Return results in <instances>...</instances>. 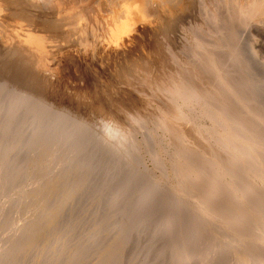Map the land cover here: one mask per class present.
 Here are the masks:
<instances>
[{
  "label": "rangeland",
  "instance_id": "374dc122",
  "mask_svg": "<svg viewBox=\"0 0 264 264\" xmlns=\"http://www.w3.org/2000/svg\"><path fill=\"white\" fill-rule=\"evenodd\" d=\"M114 1L92 3L93 31L136 6L135 28L108 50L24 44L42 67L0 63V264H264V17L225 45L201 26L227 18L225 0ZM14 8L0 12L13 42Z\"/></svg>",
  "mask_w": 264,
  "mask_h": 264
},
{
  "label": "bare ground",
  "instance_id": "6f19581e",
  "mask_svg": "<svg viewBox=\"0 0 264 264\" xmlns=\"http://www.w3.org/2000/svg\"><path fill=\"white\" fill-rule=\"evenodd\" d=\"M1 1V0H0ZM2 1H4V3H6L7 2V5L6 4H4V3H2V2H0V12H2V14L4 13V16L6 15V13H7V10L9 9H11L13 6H15V8H14V10L16 11V13H15V11H14V13H10L11 14V17H12V19H13V22L12 23H14L13 25H12V27L14 26L16 29H19L20 31H22V33H21V35H18L17 37H15V41L13 42V39L11 38L12 36H10V35H7V34H4V33H6V32H4L2 29L4 28H0V31L2 32V33H0V63H1V61H5V60H7L8 58H10V56H14V60H16V58H15V56H17L18 58L20 57L21 59L22 58H29V57H32V58H35V57H33L34 55H38V57H40V56H42V55H40L39 56V52L40 51H42V50H46V47H48V46H50V45H47L49 42H52V43H57V48L58 49H56V50H54V51H61V49H63V48H61L62 47V45L63 44H67V46L69 45V44H71V46H72V44H76V45H81L82 44V41L83 40H87L88 38L89 39H91L92 41H91V44L90 43H88V42H86V45H87V43L88 44H90L91 46H96L97 47V49L95 50V52H97V51H99L100 49H102V50H105V49H107L108 50V48L112 45L111 43L113 42V41H118L119 40V38L121 37L119 34H120V32L121 33H123L124 31L126 32V31H128V32H126V33H128V34H126V35H129V34H131V32L130 31H132L133 32V30H134V26H133V23L129 20L130 19V17H132V13H136V12H134L135 10H134V8L136 7H134V8H132V10H130V11H128L127 9L128 8H126L125 10L126 11H128L127 13H124V12H122L121 14L119 13L120 11L119 10H121V8H116L118 11H116V12H112L115 16H113V17H115L116 18V14H120L118 17H117V20L119 21V23L121 24L120 26H115V25H112V23H116V22H114V20H112L111 21V25H109L108 26V24H109V22L107 23H105V27L101 24V20L104 22L105 21V19H108V18H105L104 20L103 19H99L100 20V27H98L97 26V29H96V31H93V24H91L92 22H93V20H94V18H95V16H96V14L94 13V12H96V10H95V7H93V2H97L96 4H95V6L96 7H98V8H104V6L105 5H108V4H113L115 1L114 0H2ZM120 1V0H119ZM127 1V0H126ZM125 1V2H126ZM145 1H147V0H145ZM211 1H213V0H211ZM230 1H232V0H230ZM230 1H226L225 0V2H223V4H222V6L221 5H218L219 7H221V8H223V9H227V8H229V11H227L226 10V12L225 13H227L228 14V16H227V18H223V21L221 20V21H215V23H214V21H208V20H206L205 22H203V23H201V26H205L206 28H207V30H208V32H214L213 33V35H215V36H218V38L219 37H224L223 39H224V41H225V45L227 44L226 42H228V41H226L225 40V32L226 33H228V37H230V35H231V30H233V32L235 31V30H237V31H242V29L247 25V24H251L252 22L253 23H256V22H258L259 21V19H261L262 17H264V0H235L234 2H230ZM207 2H208V0H207ZM207 2H205V4H207ZM212 2H209V5L211 4ZM102 4H104V6H102ZM126 4V3H125ZM134 4V3H133ZM139 4H141V3H139ZM5 5V6H4ZM128 5V4H127ZM208 5V4H207ZM110 6V5H109ZM124 6V5H123ZM132 6V5H131ZM118 7V6H117ZM124 7H126V5L124 6ZM110 8V7H109ZM115 8V7H114ZM114 8H113V10H114ZM137 8V7H136ZM5 9V10H4ZM17 9V10H16ZM213 10L215 9V8H212ZM61 10H66V11H64V12H66L63 16L62 15H58V14H60V12H61ZM110 10H112L111 8H110ZM142 10V9H141ZM4 11V12H3ZM60 11V12H59ZM100 11V10H99ZM11 12V11H10ZM101 12V11H100ZM109 12V11H108ZM146 12V11H145ZM147 13V12H146ZM110 14V13H109ZM112 14V15H113ZM226 14V15H227ZM3 17V16H2ZM9 17H10V15H9ZM30 17V18H29ZM60 17H61V19H60ZM109 17V16H108ZM8 18V17H7ZM57 18H59L58 20H54V19H57ZM135 18H136V15H135ZM232 18H236V21H235V24L234 25H230L229 24V22L231 21L230 19H232ZM97 19H98V17H97ZM109 19H111V17L109 18ZM108 19V20H109ZM113 19V18H112ZM123 19V20H122ZM263 19V18H262ZM4 21V20H3ZM107 21V20H106ZM2 22V21H1ZM119 23H117V24H119ZM259 23V22H258ZM261 23V22H260ZM8 24H9V22H8ZM11 25V24H10ZM186 25V24H185ZM1 26V25H0ZM4 26V25H3ZM9 26V25H8ZM204 27V28H205ZM22 28V29H21ZM106 28H108V30L106 31L105 29ZM7 29V28H6ZM182 29V28H181ZM5 30V29H4ZM7 30H9V29H7ZM23 30H24V33H23ZM207 30L205 31V32H207ZM245 30V29H244ZM123 31V32H122ZM203 31V30H202ZM15 32V34H17V33H19V32H17L15 29L14 30H12V31H8V33H11L13 36H14V33ZM102 34H101V33ZM229 32H230V34H229ZM236 32V31H235ZM242 33V32H241ZM20 34V33H19ZM94 34L95 35H98V34H101V39L98 41L96 38H95V36H94ZM117 36H116V35ZM203 34V33H202ZM236 34H239L238 32H236ZM114 35H115V37H117V38H115L114 37ZM120 37H119V36ZM204 35V34H203ZM203 35H200V36H203ZM206 35V34H205ZM204 35V36H205ZM208 35V34H207ZM23 36V38H21ZM209 36V35H208ZM233 36V35H232ZM213 37V36H212ZM3 38L5 39V40H7V42H8V48H9V46H11V50H10V52H8V54L6 53L7 51L6 50H8L7 48H6V44H5V40H4V43H2L1 41L3 40ZM20 38V41L19 40H17V39H19ZM208 38V37H207ZM210 38H211V36H210ZM217 38V40L219 41V39ZM12 39V40H11ZM105 39H108L109 41H105ZM203 39V38H202ZM229 39V38H228ZM208 40V39H207ZM230 40V39H229ZM193 41V40H192ZM213 41V40H212ZM215 41V40H214ZM223 41V40H222ZM6 42V43H7ZM19 42V43H18ZM84 42V41H83ZM90 42V41H89ZM194 42V41H193ZM201 42V41H200ZM204 42H205V40H204ZM208 42V41H207ZM216 43H217V41H215ZM219 43V42H218ZM5 44V45H4ZM27 46V47H36V50H37V48H38V53H34V52H37V51H34L33 49H32V51H30L27 47H25V45ZM54 44V45H55ZM124 43H123V40H121L120 41V43L118 44V46L119 45H123ZM201 44V43H200ZM202 44H203V42H202ZM208 44H209V42H208ZM220 44V43H219ZM223 44V43H222ZM47 45V46H46ZM82 45H85L84 43L82 44ZM81 45V46H82ZM85 45V47H88L89 45H87L86 46ZM207 45V44H206ZM70 46V47H71ZM78 46H77V48H78ZM159 46V45H158ZM196 46V45H195ZM208 46V45H207ZM210 46H212V45H210ZM32 47V48H33ZM65 47H66V45H65ZM197 47V46H196ZM50 48V47H49ZM53 48V47H52ZM68 48H69V46H68ZM67 48V49H68ZM72 48V47H71ZM89 48V47H88ZM207 48H209V46L207 47ZM66 49V50H67ZM80 49V48H79ZM157 49H159V48H157ZM40 50V51H39ZM50 51H51V48L49 49ZM47 51V53H48V50H46ZM54 51H53V53H54ZM157 51V50H156ZM63 52V51H62ZM94 52V53H95ZM145 52V51H144ZM152 52V51H151ZM43 53V52H42ZM41 53V54H42ZM46 53V54H47ZM158 54V53H157ZM48 55H49V53H48ZM47 55V56H48ZM162 55V54H161ZM168 55V54H167ZM51 56V55H50ZM52 57H54V55L52 56ZM52 57H50L51 59H52ZM162 57V56H161ZM41 58V57H40ZM43 58H45V57H42V59ZM48 58V57H47ZM46 58V59H47ZM58 58V57H57ZM30 59V58H29ZM36 59H37V57H36ZM41 59V60H42ZM50 59V61L52 62V60ZM56 59V58H55ZM177 59V58H176ZM179 59V58H178ZM45 59H43V61H44ZM47 60H49V59H47ZM150 60V59H149ZM172 60V59H171ZM32 61V60H31ZM34 61H35V59H34ZM40 62V63H42L41 61H40V59H37V61H35V62H33L34 63V65L36 64V62ZM46 61V60H45ZM146 61V60H145ZM15 62V61H14ZM19 62V61H18ZM27 62V61H26ZM29 62V61H28ZM56 62V61H55ZM144 62V61H143ZM181 62V61H180ZM9 64H11L12 63V61L9 59V62H8ZM7 63V64H8ZM16 63H17V60H16ZM16 63H14V64H16ZM30 63H32V62H30ZM29 63V64H30ZM46 63H48V62H46ZM168 63V62H167ZM174 63H176V62H174ZM178 63V62H177ZM176 63V64H177ZM182 63V62H181ZM6 64V63H5ZM23 64V63H22ZM170 64V63H169ZM180 64V63H179ZM223 64V63H222ZM1 65V64H0ZM3 65H4V63H3ZM26 64L24 63V66H25ZM31 65H33V64H31ZM31 65L29 66L28 65V67H31ZM38 66H40V64L38 63L37 64ZM42 65H43V63L41 64V66L40 67H42ZM155 65V64H154ZM183 65V64H182ZM23 66V69H22V67H21V69H22V71L26 68V67H24ZM38 66H35V68L37 67L38 68ZM145 66V65H144ZM164 66V65H163ZM175 66V65H174ZM194 66V65H193ZM193 66H192V68H193ZM9 67V66H8ZM34 67V66H33ZM39 67V69H41ZM160 67V66H159ZM5 68H6V66H5ZM10 68V67H9ZM8 68V69H9ZM16 68V67H15ZM19 68V67H18ZM17 68V69H18ZM212 67H207V68H202V74L205 76V77H208V80H209V78H211L212 76H211V74H213L211 71H212V69H211ZM4 69V68H3ZM7 69V68H6ZM21 69L19 70L20 72H22L21 71ZM29 69V68H28ZM181 69V68H180ZM183 69V68H182ZM220 69H222L223 70V68H221L220 67ZM0 70H1V68H0ZM5 70V69H4ZM25 70H27V68L25 69ZM186 70V69H185ZM18 71V70H17ZM143 71V70H142ZM165 71V70H164ZM163 71V72H164ZM167 71V70H166ZM187 71V70H186ZM199 71H201V70H199ZM218 71V70H217ZM20 72H18V73H20ZM26 72V71H25ZM24 72V73H25ZM152 72V71H151ZM180 72V71H179ZM194 72V71H193ZM223 72V71H222ZM15 73H17L16 72V70L14 71V74ZM24 73H23V75H24ZM27 73H29V71L27 72ZM26 73V74H27ZM216 73V72H215ZM1 74V73H0ZM36 74V73H35ZM165 74V73H164ZM188 74H189V72H188ZM196 73H194V75H195ZM223 74H226V72L224 73L223 72ZM223 74H222V76H223ZM6 75V74H5ZM31 76H34V75H32V74H30ZM179 75V74H178ZM187 75V74H186ZM190 75V74H189ZM198 75V74H197ZM202 75V76H203ZM216 76H217V74H215ZM27 76V75H26ZM29 76V75H28ZM30 76V77H31ZM142 76V75H141ZM156 76V75H155ZM160 76V75H159ZM192 76V75H191ZM211 76V77H210ZM221 75H220V77H222ZM226 76H227V74H226ZM25 77V76H24ZM34 77H36V76H34ZM47 77V76H46ZM158 77V76H157ZM3 78V77H2ZM6 78V77H5ZM8 79H10L9 77H7ZM15 78V77H14ZM122 78V77H121ZM154 78V77H153ZM201 78V77H200ZM213 78H215V77H213ZM217 78H219V75H218V77ZM8 79H6L5 81H7ZM140 79V78H139ZM172 79H174V78H172ZM179 79V78H178ZM197 79V78H196ZM203 79V78H202ZM228 78H226L225 80H227ZM207 80V79H206ZM222 80V79H221ZM11 81H12V79H11ZM18 81V80H17ZM40 81V80H39ZM156 81V80H155ZM184 81V80H183ZM200 81V80H199ZM215 81V79L213 80V82ZM218 80H216V82H217ZM13 82V81H12ZM26 82H27V80H26ZM25 82V83H26ZM31 82V80L29 81V82H27L28 83V85H29V83ZM33 82V81H32ZM31 82V83H32ZM135 82V81H134ZM164 82V81H163ZM162 82V83H163ZM192 82V81H191ZM202 82V81H201ZM212 82V81H211ZM225 82H227V81H225ZM7 83V82H6ZM24 83V82H23ZM155 83V82H154ZM198 83V82H197ZM220 86H218V88L219 87H226L225 85H224V82H223V80L222 81H218L217 82ZM50 84V83H49ZM213 84V83H212ZM8 85V84H7ZM10 86L12 85V84H9ZM65 85V84H64ZM67 85H68V83H67ZM21 86V85H20ZM163 86V85H162ZM214 86V85H213ZM212 86V87H213ZM216 87H217V84L215 85ZM11 87H13V85L11 86ZM23 87H25V86H23ZM128 87V86H127ZM174 87V86H173ZM71 88H74V87H71ZM104 88V87H103ZM85 89V88H84ZM116 89V88H115ZM235 89V88H234ZM69 90H70V88H69ZM100 90V89H99ZM109 90V89H108ZM124 90H126V89H124ZM124 90H122L121 89V91L123 92ZM180 90V89H179ZM178 90V91H179ZM227 90H228V88H227ZM79 91V90H78ZM120 91V92H121ZM153 91V90H152ZM181 91V90H180ZM216 91V90H215ZM224 91H226V90H224ZM113 92V91H112ZM111 92V93H112ZM223 91H221L220 93H222ZM25 93V92H24ZM77 93V92H76ZM95 93V92H94ZM144 93H146V92H144ZM197 93V92H196ZM206 93V92H205ZM208 93H209V91H208ZM225 93V92H224ZM227 93L228 92H226L225 94L227 95ZM233 93H234V91H233ZM232 93V94H233ZM204 94V93H203ZM98 95V94H97ZM113 95V94H112ZM201 95V94H200ZM221 95L222 94H220V97H221ZM236 95V94H235ZM239 95V94H238ZM93 96V95H92ZM204 96V95H203ZM114 97V96H113ZM223 97V96H222ZM237 97V96H236ZM235 97V98H236ZM145 98V97H144ZM225 98V97H224ZM249 98V97H248ZM211 99V101H212V99H214L213 97L212 98H210ZM226 99V98H225ZM95 100V99H94ZM153 100V99H152ZM204 100V99H203ZM224 100V99H223ZM222 100V101H223ZM229 100V99H228ZM14 101H15V99H14ZM88 101V100H87ZM146 101V100H145ZM151 101V100H150ZM208 101V100H207ZM237 101V100H236ZM248 101V100H247ZM98 103H99V101H97ZM117 102V101H116ZM160 102V101H159ZM171 102V101H170ZM15 103V102H14ZM146 103V102H145ZM208 103V102H207ZM225 103H228L227 101L225 102ZM248 103V102H247ZM255 103V102H254ZM134 104V103H133ZM157 104V103H156ZM160 104V103H159ZM209 104H210V102H209ZM251 104H252V102H251ZM158 105V104H157ZM202 105V104H201ZM221 105V104H220ZM224 105V104H223ZM161 106V105H160ZM130 107V106H129ZM134 107V106H133ZM143 107V106H142ZM164 107V106H163ZM211 107V106H210ZM161 108V107H160ZM165 108V107H164ZM117 109H119V107L117 106V108H116V110ZM121 109V108H120ZM125 109V108H124ZM130 109V108H129ZM156 109H157V107H156ZM113 109H111V111H112ZM115 109L113 110V111H116ZM131 110V109H130ZM134 110V109H133ZM238 110V109H237ZM236 110V111H237ZM110 111V112H111ZM168 111V110H167ZM206 111V110H205ZM105 112V111H104ZM108 112V111H107ZM117 112V111H116ZM143 112V111H142ZM156 112H159V111H156ZM160 112H163V111H160ZM216 112V111H215ZM224 112V114H225V110H223L222 111V113ZM119 113V112H118ZM122 113V112H121ZM221 113V112H220ZM111 114H112V112H111ZM110 114V118H111V115ZM114 114V113H113ZM116 114V113H115ZM151 114V113H150ZM153 114V113H152ZM163 114V113H162ZM230 114V113H229ZM254 114V113H253ZM120 115V114H119ZM142 115H143V113H142ZM155 115V114H154ZM160 115H161V113H160ZM173 115H174V113H173ZM244 115H246V114H244ZM118 116V115H117ZM116 116V117H117ZM150 116V115H149ZM215 116V115H214ZM251 116H253L252 114H251ZM146 117V116H145ZM156 117V116H155ZM177 117V116H176ZM181 117V116H180ZM202 117V116H201ZM112 118H113V116H112ZM111 118V119H112ZM147 118V117H146ZM158 118V117H157ZM164 118V117H163ZM163 118H161V119H163ZM227 118H229V117H227ZM254 118V117H253ZM159 119V118H158ZM157 119V120H158ZM165 119V118H164ZM200 119V118H199ZM215 119V118H214ZM241 119V118H240ZM95 120V119H94ZM101 120V119H100ZM136 120H138V119H136ZM242 120V119H241ZM240 120V121H241ZM139 121V120H138ZM158 121H160V120H158ZM165 121V120H164ZM250 121V120H249ZM252 122H254L253 120H251ZM121 122V121H120ZM245 122V121H244ZM125 123V122H124ZM163 123V122H162ZM226 123V122H225ZM264 123V122H263ZM135 124H136V122H135ZM159 124V123H158ZM199 124V123H198ZM249 124V123H248ZM256 124V123H255ZM258 124V123H257ZM164 125V124H163ZM194 125V124H193ZM250 125V124H249ZM259 125V124H258ZM165 126V125H164ZM228 126H229V124H228ZM248 126V125H247ZM254 126V125H253ZM253 126L251 125V127L253 128ZM257 126V125H256ZM256 126H255V129H256ZM260 127L262 126V128H264L263 127V125H259ZM259 126L257 127V128H259ZM212 127V126H211ZM249 128H250V126H248ZM213 128V127H212ZM232 128V127H231ZM241 129V128H240ZM246 129V128H245ZM248 129V128H247ZM117 130V129H116ZM250 130V129H249ZM252 131H253V129H251ZM250 130V131H251ZM124 131V130H123ZM170 131V130H169ZM223 131V130H222ZM225 131V130H224ZM237 131H239V130H237ZM258 131H260V130H258ZM257 131V132H258ZM263 132H264V130H262ZM121 132V131H120ZM167 132V131H166ZM176 132V131H175ZM204 132V131H203ZM216 132H218V131H216ZM253 132H255V131H253ZM128 133V132H127ZM168 133V132H167ZM172 133V132H171ZM220 133V132H219ZM218 133V134H219ZM223 133V132H222ZM251 133V132H250ZM261 133V132H260ZM258 134V133H257ZM264 134V133H263ZM121 135V134H120ZM243 135V134H242ZM131 137V136H130ZM124 138V137H123ZM132 138V137H131ZM172 139V138H171ZM223 139V138H222ZM259 139V138H258ZM198 140V139H197ZM235 140V139H234ZM249 140V139H248ZM253 141V140H252ZM254 141H255V139H254ZM253 141V142H254ZM251 142V141H250ZM256 144H257V142H255ZM213 144V143H212ZM125 145V144H124ZM222 145V144H221ZM234 145V144H233ZM251 146V150H250V152L252 153V154H254L253 152H254V150H255V146L256 145H254V143L253 144H251L250 145ZM236 147V146H235ZM214 148H216L215 146H214ZM250 148V147H249ZM234 149V148H233ZM237 149V148H236ZM246 149V148H245ZM211 150V149H210ZM175 151V150H174ZM180 151V150H179ZM186 151V150H185ZM245 151V150H244ZM244 151H241V152H244ZM182 152V151H181ZM236 152V151H235ZM178 153V152H177ZM181 154V153H180ZM185 154H187L186 152H185ZM238 154V153H237ZM236 154V155H237ZM246 154V153H245ZM257 154H258V152H257ZM173 155H174V153H173ZM240 155V154H239ZM249 155V154H248ZM248 155L246 156V157H248ZM175 157H177L176 155H174ZM181 156V155H180ZM213 156V155H212ZM225 156V155H224ZM238 156V155H237ZM259 156V155H258ZM257 156V157H258ZM208 157V156H207ZM245 157V158H246ZM260 157V156H259ZM217 158H218V156H217ZM238 158V157H237ZM249 159V158H248ZM181 160V159H180ZM214 160V159H213ZM179 161V160H178ZM259 161V160H258ZM264 161V160H263ZM216 162V161H215ZM241 162V161H240ZM254 162V161H253ZM187 163V162H186ZM209 163V162H208ZM249 163V162H248ZM215 164H217V163H215ZM179 165H181V164H179ZM192 165V164H191ZM232 165H235L234 163L232 164ZM242 165V164H241ZM186 165H184V167H185ZM254 166V165H253ZM262 166V165H261ZM192 167V166H191ZM260 167V166H259ZM258 167V168H259ZM218 168H219V166H218ZM234 168V167H233ZM249 168V167H248ZM187 169V168H186ZM234 170V169H233ZM185 172H187V171H185ZM184 172V173H185ZM229 172V171H228ZM256 172V171H255ZM260 172V171H259ZM264 172V171H263ZM194 173H196V172H194ZM247 173V172H246ZM254 173V172H253ZM230 174L231 173H229V175L228 176H230ZM240 174V173H239ZM195 175V174H194ZM193 175V176H194ZM198 175V174H197ZM174 176V175H173ZM233 176H235V175H233ZM230 177H232V176H230ZM237 177V176H236ZM194 178H196L195 176H194ZM197 179V178H196ZM231 180V179H230ZM237 180H238V178H237ZM194 181V180H193ZM234 181H235V179H234ZM239 181V180H238ZM182 183V182H181ZM193 183V182H192ZM180 184V183H179ZM183 184V183H182ZM179 186H181V185H179ZM258 188V187H257ZM212 190H214L213 188H212ZM216 192H219V191H217V190H215ZM215 191H212V192H215ZM259 192V191H258ZM212 195H213V199H215V198H217L216 196L217 195H219V194H217V193H212ZM262 197V196H261ZM214 202V201H213ZM259 212V210L258 211H256L255 210V212L252 214L254 217H256V214ZM259 214V213H258ZM251 215V214H250ZM254 217H252V218H254ZM198 218V217H197ZM257 218V217H256ZM236 224V223H235ZM234 225V224H233ZM239 227V226H238ZM237 227V228H238ZM236 228V227H235ZM233 232V231H232ZM264 242V241H263ZM262 244H264V243H261V248H262ZM258 245V244H257ZM264 246V245H263ZM260 248V249H261Z\"/></svg>",
  "mask_w": 264,
  "mask_h": 264
},
{
  "label": "clouds",
  "instance_id": "9594fccd",
  "mask_svg": "<svg viewBox=\"0 0 264 264\" xmlns=\"http://www.w3.org/2000/svg\"><path fill=\"white\" fill-rule=\"evenodd\" d=\"M100 132L105 138V140L109 143H112L117 139L116 134L114 133L112 127L107 121L100 122Z\"/></svg>",
  "mask_w": 264,
  "mask_h": 264
}]
</instances>
